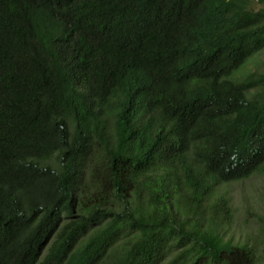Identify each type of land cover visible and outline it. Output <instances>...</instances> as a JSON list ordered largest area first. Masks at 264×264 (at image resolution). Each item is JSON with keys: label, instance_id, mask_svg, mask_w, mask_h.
Here are the masks:
<instances>
[{"label": "trees", "instance_id": "trees-1", "mask_svg": "<svg viewBox=\"0 0 264 264\" xmlns=\"http://www.w3.org/2000/svg\"><path fill=\"white\" fill-rule=\"evenodd\" d=\"M257 1L0 0V264H264Z\"/></svg>", "mask_w": 264, "mask_h": 264}, {"label": "rangeland", "instance_id": "rangeland-1", "mask_svg": "<svg viewBox=\"0 0 264 264\" xmlns=\"http://www.w3.org/2000/svg\"><path fill=\"white\" fill-rule=\"evenodd\" d=\"M260 4L259 0L255 7ZM238 70L231 75L232 78L240 79L250 71L264 72V50L254 54ZM221 190L228 196L232 207L228 234L234 241L252 244L264 261V229L260 220L264 217V172L225 184Z\"/></svg>", "mask_w": 264, "mask_h": 264}]
</instances>
